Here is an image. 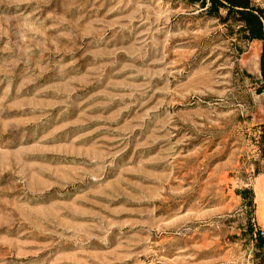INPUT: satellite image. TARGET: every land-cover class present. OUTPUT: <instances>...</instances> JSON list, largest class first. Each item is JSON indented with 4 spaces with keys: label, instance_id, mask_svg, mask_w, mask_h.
<instances>
[{
    "label": "rangeland",
    "instance_id": "374dc122",
    "mask_svg": "<svg viewBox=\"0 0 264 264\" xmlns=\"http://www.w3.org/2000/svg\"><path fill=\"white\" fill-rule=\"evenodd\" d=\"M239 20L0 0V264H255L264 42Z\"/></svg>",
    "mask_w": 264,
    "mask_h": 264
},
{
    "label": "trees",
    "instance_id": "16d2710c",
    "mask_svg": "<svg viewBox=\"0 0 264 264\" xmlns=\"http://www.w3.org/2000/svg\"><path fill=\"white\" fill-rule=\"evenodd\" d=\"M222 5H225L229 11H234L240 16V22L245 31L249 33L251 40L257 39L264 42V10L255 8L251 5L250 0H218ZM260 71L264 83V45L263 53L260 60ZM260 245L257 246L255 264H264V240L257 236Z\"/></svg>",
    "mask_w": 264,
    "mask_h": 264
}]
</instances>
